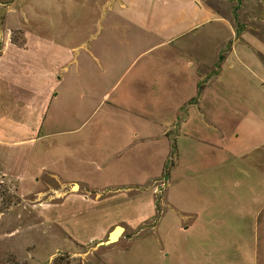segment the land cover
Returning a JSON list of instances; mask_svg holds the SVG:
<instances>
[{
  "label": "rangeland",
  "instance_id": "374dc122",
  "mask_svg": "<svg viewBox=\"0 0 264 264\" xmlns=\"http://www.w3.org/2000/svg\"><path fill=\"white\" fill-rule=\"evenodd\" d=\"M92 1L0 0V51H5L0 62L9 76L8 89L0 94V175L20 199L0 215V264H264V54L246 46L244 59L238 54L227 63H215L220 74L205 94L206 102L220 105L213 116L224 120L223 132L209 120L192 119L189 128L198 134H175L154 180L144 183L153 186L157 197V213L150 221L138 231L128 229L121 242L98 252H92V244L79 247L59 230L64 222L60 215L71 205L56 197L61 186L55 173L45 169L47 147L72 136L68 134L99 131L120 111L105 102L95 109L79 108L78 120L63 131L54 129L66 136L55 133L34 144L27 139L36 133L37 113L25 93L38 83L36 72L42 66L52 69L55 64L54 45L46 37H54L56 27L64 36V21H87ZM237 2L239 16L245 11V20L257 27L256 42L264 43V0ZM240 60L247 67L237 72ZM7 83L1 80V86ZM170 179L173 184L167 187ZM113 188L106 184L90 190L106 195L117 190ZM85 190L83 185L80 193ZM92 200L87 204L96 206ZM89 228L88 235L94 227ZM83 229L78 228V241L86 237ZM117 247L121 251L107 261L100 258Z\"/></svg>",
  "mask_w": 264,
  "mask_h": 264
},
{
  "label": "crops",
  "instance_id": "0c3cea01",
  "mask_svg": "<svg viewBox=\"0 0 264 264\" xmlns=\"http://www.w3.org/2000/svg\"><path fill=\"white\" fill-rule=\"evenodd\" d=\"M239 9L237 0H93L87 21H64V36L57 27L54 37L45 36L54 45L55 64L52 69L42 66L36 72L38 83L25 93L37 113L36 133L27 141L51 139L56 128L63 131L79 119V108L95 109L105 102L120 111L101 130L81 137L68 134L72 136L45 151V169L55 173L61 186L56 197L71 205L57 227L79 247L92 244V252H98L116 227L124 228L121 242L128 229L138 231L154 217L156 191L144 183L154 180L175 134H198L189 128L192 119L209 120L223 132L224 120L213 116L220 105L205 100L220 74L215 63H227L238 54L244 59L243 46L264 54V43L254 38L257 27L245 20V11L239 16ZM0 55H5L3 49ZM238 63L237 72L247 67L242 60ZM8 77L0 62V94L8 89ZM3 79L7 87L1 86ZM106 184L117 190L106 195L90 190ZM172 184L170 179L167 187ZM83 185L88 190L80 193ZM91 199L96 206L87 204ZM119 203L129 210L117 207ZM80 226L83 241H78ZM108 250L100 256L104 261L121 251Z\"/></svg>",
  "mask_w": 264,
  "mask_h": 264
},
{
  "label": "trees",
  "instance_id": "16d2710c",
  "mask_svg": "<svg viewBox=\"0 0 264 264\" xmlns=\"http://www.w3.org/2000/svg\"><path fill=\"white\" fill-rule=\"evenodd\" d=\"M19 197L16 191L6 182L4 176H0V215H6L19 204Z\"/></svg>",
  "mask_w": 264,
  "mask_h": 264
},
{
  "label": "water",
  "instance_id": "95a60500",
  "mask_svg": "<svg viewBox=\"0 0 264 264\" xmlns=\"http://www.w3.org/2000/svg\"><path fill=\"white\" fill-rule=\"evenodd\" d=\"M3 12V11H2ZM0 13V16L2 14ZM0 23H1V17H0ZM124 233V228L121 226H118L115 228V230L109 235L108 240L104 243L105 245L109 246L119 241V239L122 237Z\"/></svg>",
  "mask_w": 264,
  "mask_h": 264
}]
</instances>
